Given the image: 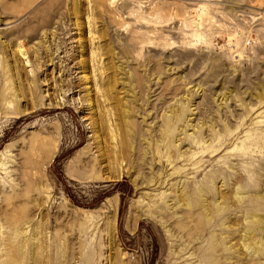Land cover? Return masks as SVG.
I'll list each match as a JSON object with an SVG mask.
<instances>
[{
	"label": "rangeland",
	"instance_id": "rangeland-1",
	"mask_svg": "<svg viewBox=\"0 0 264 264\" xmlns=\"http://www.w3.org/2000/svg\"><path fill=\"white\" fill-rule=\"evenodd\" d=\"M0 32V264H264V0H0Z\"/></svg>",
	"mask_w": 264,
	"mask_h": 264
},
{
	"label": "bare ground",
	"instance_id": "bare-ground-1",
	"mask_svg": "<svg viewBox=\"0 0 264 264\" xmlns=\"http://www.w3.org/2000/svg\"><path fill=\"white\" fill-rule=\"evenodd\" d=\"M201 8H203V7H201ZM0 35H1V38H4L5 37V36H3V33L2 32H0ZM17 47L21 48L22 45L18 44ZM5 67H6L5 64L3 62H0V68L2 70H5L6 69ZM12 75H13V72H12ZM12 94H13V92H12ZM2 96H4V95H3V93H1V90H0V110L7 109L9 107V106H7L5 104L7 101L10 102V103L14 101V99L11 96H9V97H3V98H2ZM262 185H264V182H263ZM236 194H238V193H236ZM249 194H251V193H249ZM242 195H240V198H242ZM256 196H258V197L259 196L264 197L263 187H262L260 193H257ZM244 220L248 224L246 225L245 232H244L245 233L244 235L246 236L247 240H245L243 246L245 248H252L253 250H255L254 252H258V251H260L262 249L264 250V212H262V211L259 212L257 210H253V211L246 212V215H245V219ZM251 244L253 246H251Z\"/></svg>",
	"mask_w": 264,
	"mask_h": 264
}]
</instances>
